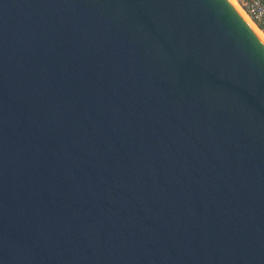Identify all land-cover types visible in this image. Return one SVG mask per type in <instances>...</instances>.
<instances>
[{
    "label": "water",
    "instance_id": "obj_1",
    "mask_svg": "<svg viewBox=\"0 0 264 264\" xmlns=\"http://www.w3.org/2000/svg\"><path fill=\"white\" fill-rule=\"evenodd\" d=\"M0 264H264V45L227 0H0Z\"/></svg>",
    "mask_w": 264,
    "mask_h": 264
},
{
    "label": "built area",
    "instance_id": "obj_2",
    "mask_svg": "<svg viewBox=\"0 0 264 264\" xmlns=\"http://www.w3.org/2000/svg\"><path fill=\"white\" fill-rule=\"evenodd\" d=\"M239 9L264 35V0H234Z\"/></svg>",
    "mask_w": 264,
    "mask_h": 264
},
{
    "label": "bare ground",
    "instance_id": "obj_3",
    "mask_svg": "<svg viewBox=\"0 0 264 264\" xmlns=\"http://www.w3.org/2000/svg\"><path fill=\"white\" fill-rule=\"evenodd\" d=\"M227 1L237 12V14L242 18V20L246 23V25L250 28V30L255 34V36L260 40V42L264 45V35L254 26V24L250 21V19L239 9L238 5L235 3L234 0H227Z\"/></svg>",
    "mask_w": 264,
    "mask_h": 264
}]
</instances>
